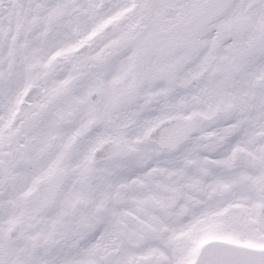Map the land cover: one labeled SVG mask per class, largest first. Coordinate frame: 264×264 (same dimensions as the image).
Segmentation results:
<instances>
[{
  "label": "snow or ice",
  "instance_id": "1",
  "mask_svg": "<svg viewBox=\"0 0 264 264\" xmlns=\"http://www.w3.org/2000/svg\"><path fill=\"white\" fill-rule=\"evenodd\" d=\"M0 264H264V0H0Z\"/></svg>",
  "mask_w": 264,
  "mask_h": 264
}]
</instances>
